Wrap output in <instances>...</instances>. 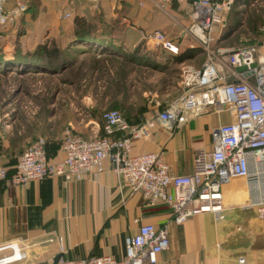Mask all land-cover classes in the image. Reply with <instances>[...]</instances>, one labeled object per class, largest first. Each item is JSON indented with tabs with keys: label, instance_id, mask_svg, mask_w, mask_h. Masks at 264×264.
I'll list each match as a JSON object with an SVG mask.
<instances>
[{
	"label": "crops",
	"instance_id": "0c3cea01",
	"mask_svg": "<svg viewBox=\"0 0 264 264\" xmlns=\"http://www.w3.org/2000/svg\"><path fill=\"white\" fill-rule=\"evenodd\" d=\"M15 1L5 0L6 5H13ZM24 1L28 9L23 17L26 22L21 35L37 33L44 16L51 15L49 19L54 17L58 22H66L63 33H59L64 37L61 44H69L72 40L75 17L92 20L94 13L95 16L105 17L112 5L104 6V3L116 1L120 6V1L125 2L101 0L98 6H94L90 0ZM115 9L121 10L118 6ZM64 12H69L70 16L62 19L60 15ZM129 12L128 15L132 14V8ZM154 22L153 15L147 19V25ZM43 40H37L28 50L34 49ZM110 41L114 48L120 46L122 50L125 48L123 51L131 52L141 40L127 46L122 40L117 45L115 39ZM193 45L188 40L186 47H195ZM145 47L152 52L145 65L127 61L122 56L104 54L109 59L96 67L92 65L91 69L103 72V76L125 79L134 77L138 69H155V60L163 63L164 59L156 56L157 50ZM83 55L87 60L92 56L90 53ZM112 94L96 101L84 96L82 107L87 112L76 121L68 122L67 131H62V136H55L53 140L61 141L68 131L85 139L101 136L103 120L98 111L102 109H117L130 123H137L180 95L173 100L166 99L155 88L133 82L127 90ZM90 111L97 112L91 114ZM231 119L228 110L222 108L175 123L170 129L156 124L149 138L133 141L132 151L135 154L158 153L172 173L187 174L192 170L195 151L200 147L211 149V130ZM50 150L51 161L62 159L60 147ZM18 155L1 151L0 166L11 172ZM222 203L221 219L212 213H200L183 223L172 225L169 246L159 253L155 264H264V221L257 216L245 179L232 177L222 186ZM170 217L167 207L150 206L138 191L131 190L112 171L109 160L105 161L102 171L91 172L79 181H66L62 176H53L22 185L0 182V245L9 241L18 243L22 258L15 264H50L59 253L70 259L93 254L122 257L125 238L135 234L141 224L152 223L159 227ZM9 253L10 249L0 250V255Z\"/></svg>",
	"mask_w": 264,
	"mask_h": 264
},
{
	"label": "built area",
	"instance_id": "2783aa9c",
	"mask_svg": "<svg viewBox=\"0 0 264 264\" xmlns=\"http://www.w3.org/2000/svg\"><path fill=\"white\" fill-rule=\"evenodd\" d=\"M90 1L97 6L101 0ZM152 1L160 9L169 2L191 3L187 33L206 57L199 66L182 68L180 95L137 123H130L117 109L104 110L103 134L85 139L66 132L60 145L63 157L58 161L48 158L46 140L37 137L17 156L11 172L0 166V182L22 185L53 176L79 181L102 171L109 160L112 171L131 190L138 191L150 206L167 207L171 217L159 227L141 224L135 234L125 238L122 257L93 254L70 259L61 255L56 264H155L159 253L169 246L172 225L200 213L222 218V186L232 177L245 179L257 216L264 221V52L256 44L213 47L216 29L224 24L233 0ZM24 10L21 2L6 8L5 0H0V27ZM69 16L64 12L60 18ZM142 39L149 49L178 52V45L160 29L145 33ZM222 108L232 119L211 130V149L195 151L190 173H172L158 153L132 151L133 141L149 138L156 124L170 129L175 123ZM2 249H10V253L0 256V264L21 260L16 241L0 245Z\"/></svg>",
	"mask_w": 264,
	"mask_h": 264
},
{
	"label": "rangeland",
	"instance_id": "374dc122",
	"mask_svg": "<svg viewBox=\"0 0 264 264\" xmlns=\"http://www.w3.org/2000/svg\"><path fill=\"white\" fill-rule=\"evenodd\" d=\"M124 1H120V6L116 1L104 3V6L112 5L113 8L111 6L105 17L95 16L94 13L92 19L99 31H105L109 40L117 41L116 45L122 43L121 40L126 46L138 39L142 41V35L156 29L166 32L180 48H185L188 40L192 41L187 33L191 3L169 2L160 9L152 0ZM17 2L23 3L25 10L14 21L0 27V152L10 155H18L35 137L48 141L50 137L51 140L55 136L61 137V132L67 131L68 122L76 121L87 112L82 107L84 96L96 101L109 93L113 96L114 91L127 90L133 82L155 88L164 98L173 100L180 94L182 68L199 66L206 57L199 47V52L183 65L169 63L155 66V69L141 68L130 79L103 76V72L91 69L93 64L84 59L83 54H75V48L69 47L66 42L61 44L64 37L59 33L65 29L66 22H58L54 17L49 19L51 15H45L37 33L29 32V35L22 36L23 23L26 22L23 17L28 4L24 0H16L14 4ZM13 5H6L5 2L6 8ZM117 6L121 8L120 12L115 9ZM130 8L132 14L128 15ZM152 15L155 22L147 25V19ZM37 40H53L66 47L65 65L57 66V69L51 67L55 69L51 71L46 65L20 58L19 54L33 50L28 49ZM248 44L260 46V51L264 52V0H233L224 24L216 29L213 47L235 48ZM118 49H121L120 46ZM158 52L159 49L156 56Z\"/></svg>",
	"mask_w": 264,
	"mask_h": 264
},
{
	"label": "trees",
	"instance_id": "16d2710c",
	"mask_svg": "<svg viewBox=\"0 0 264 264\" xmlns=\"http://www.w3.org/2000/svg\"><path fill=\"white\" fill-rule=\"evenodd\" d=\"M27 11V10H26ZM25 11V12H26ZM105 31H99L95 23L92 20H88L84 17L78 16L74 19V29H73V37L68 44L69 47L75 48L74 53L77 52L81 54L90 53L92 56L88 60L91 61L93 67L101 64L103 60L109 59L108 56L104 54L118 55L122 56L127 61H133L136 63H147V58H150L152 52L147 50L144 45V40L140 41L131 52L122 51V48L119 50L118 47L114 48L110 43L108 37H105ZM64 46H60V44L54 43L53 40L38 43L34 49L30 52H25L22 55L19 54L20 58L28 59L30 62L40 63L42 65H46V67L50 68L51 71H54L57 66L63 67L66 62V54L64 51ZM198 46L195 47H185L180 48L178 46V52L172 53L166 49H159V55L162 57L163 63L155 60V66L160 64L166 65L167 62H172L175 64H179L183 61H186L193 57L196 53L199 52ZM157 55V54H156ZM2 55L0 54V61ZM87 60V58H84ZM41 65V66H42ZM54 67V68H51ZM45 68V67H44ZM125 78V77H122ZM113 109V108H111ZM126 119H128L126 117ZM61 145V141H48L46 140V150L48 158L51 157V148L57 149Z\"/></svg>",
	"mask_w": 264,
	"mask_h": 264
},
{
	"label": "water",
	"instance_id": "95a60500",
	"mask_svg": "<svg viewBox=\"0 0 264 264\" xmlns=\"http://www.w3.org/2000/svg\"><path fill=\"white\" fill-rule=\"evenodd\" d=\"M60 256H61L60 253L57 254V255H55V256L53 257L52 262H51L50 264H56V262H57V260L59 259Z\"/></svg>",
	"mask_w": 264,
	"mask_h": 264
}]
</instances>
